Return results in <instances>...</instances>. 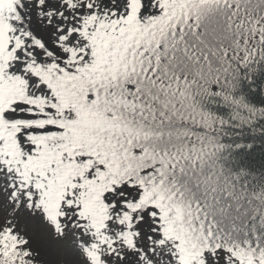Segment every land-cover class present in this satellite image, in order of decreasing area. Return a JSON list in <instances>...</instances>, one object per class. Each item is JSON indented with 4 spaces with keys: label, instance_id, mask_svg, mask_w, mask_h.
Instances as JSON below:
<instances>
[{
    "label": "trees",
    "instance_id": "16d2710c",
    "mask_svg": "<svg viewBox=\"0 0 264 264\" xmlns=\"http://www.w3.org/2000/svg\"><path fill=\"white\" fill-rule=\"evenodd\" d=\"M84 1L90 7L102 6L97 0ZM148 1L145 16L134 21L119 14L114 0H105L102 7L106 11L101 15L84 16L79 30L92 64L80 60L75 66L68 49L41 33V23L48 16L43 0L38 1L34 16L26 0H0L4 26L0 59L12 61L21 38L14 39L9 24L18 23L44 58V65L38 66L29 53L30 67L42 70L45 81L55 86L57 101L52 105L27 98L26 90L17 89L10 75L2 77L5 71L0 66V82L8 81L7 88L0 85V180L13 162L23 167L31 161L39 176L36 182L52 189L44 219L58 227L71 213L76 222L88 229L93 223L98 230L113 218L121 227L122 242L117 247L124 250V256L135 245L133 237L138 234L134 225L142 215L139 210L152 205L159 210L153 215L159 216L161 230L170 240L167 249L177 246L192 260L200 257L211 236H205L200 220L203 209L198 211L169 177L145 184L142 173L149 161L155 165L163 158L162 133L156 126L187 120L189 110L199 116L201 90L208 91L207 86L231 76L235 56L245 49L256 53L264 45V0ZM51 67H57L56 71L50 72ZM149 80L162 89L170 107L162 104L163 111L145 107L141 89ZM87 93L93 99L84 102ZM10 178L14 188L25 175ZM128 184H138L144 191L121 188ZM145 223L154 231L152 220L145 218ZM149 243L147 240L142 247L147 251H139V258L147 257L155 242ZM115 260L123 262L119 257ZM129 262L125 260V264ZM0 264L57 262L26 240L20 249L1 243Z\"/></svg>",
    "mask_w": 264,
    "mask_h": 264
},
{
    "label": "snow or ice",
    "instance_id": "6c2138e0",
    "mask_svg": "<svg viewBox=\"0 0 264 264\" xmlns=\"http://www.w3.org/2000/svg\"><path fill=\"white\" fill-rule=\"evenodd\" d=\"M234 64L231 76L207 86L208 91L201 90L199 116L189 110L187 120L154 125L162 133L163 158L155 165L149 161L141 177L145 184L169 177L198 211L203 209L200 220L205 236H211L203 244L197 264H264V45L256 53L245 49L235 56ZM141 93L149 111L153 106L161 111L162 104L171 106L152 80ZM124 187L144 191L138 184L121 185ZM139 211L140 223L134 225L138 235L145 218L154 222V231L147 238L155 240L150 258L160 264L155 255L159 252L176 264V257L167 251L160 218L153 215L159 210L149 205ZM137 248L147 251L139 244Z\"/></svg>",
    "mask_w": 264,
    "mask_h": 264
},
{
    "label": "rangeland",
    "instance_id": "374dc122",
    "mask_svg": "<svg viewBox=\"0 0 264 264\" xmlns=\"http://www.w3.org/2000/svg\"><path fill=\"white\" fill-rule=\"evenodd\" d=\"M9 1L10 0H6ZM28 7L31 10V15H36L38 1L26 0ZM104 4L105 0H97ZM115 9L119 14L128 21L141 19L146 14V5L148 0H114ZM163 0H152L153 3H161ZM48 9V16L45 18V23H41V33L49 40L57 41L58 45H62L68 49L71 55V63L75 66L79 61L90 62L92 64V55L87 47L84 35L80 33V25L84 16L92 19L95 15H101L106 11L101 5L90 7L85 5L84 0H43ZM12 5V4H11ZM85 8L81 9L83 6ZM145 6V7H144ZM150 6V5H149ZM8 20V18H6ZM33 19V17H32ZM8 23H11L8 20ZM14 39L21 38L18 41L16 48L13 49L14 55L10 58H3L7 63L0 59V66L5 71L4 76L12 78L11 83L18 89L26 90V97L36 98L40 101L48 102L52 105H57V101L53 96L55 86L50 85L43 77V71H36L30 67L29 53L37 59V65H44V58L39 56L37 49L31 43L26 32L22 30V26L14 22L12 26ZM24 25V24H23ZM96 25V23H95ZM28 28V25H24ZM4 31V26L0 21V34ZM54 46V45H52ZM56 47V46H55ZM28 53V54H27ZM57 68V67H56ZM56 68L49 71H56ZM5 87L8 81L2 79L0 85ZM13 87V85H12ZM7 88V87H5ZM14 91V90H13ZM2 99V98H1ZM93 98L88 93L84 96V102H89ZM66 109L71 111L68 106ZM35 166L31 161H26L23 167L18 166V162H13L11 169L2 175L0 180V244L6 243L11 248L19 249L29 241L34 247H40L46 252L52 261L57 264H119L115 258L123 256L122 264L125 260L130 262L127 264H155L152 256L151 248L146 258H139L140 251L137 245L145 247L151 229L147 228L148 223L142 224L139 228V235L133 237L135 243L133 248L136 251H131L124 256V250L117 247L121 243L120 229L121 227L112 218L108 224H103L102 228L96 230L93 223L90 224V229L83 226L75 218L70 217V213L66 220L58 227H54V223L46 221L48 198L52 195V189L45 187V183L36 182ZM25 175L21 178V183L17 182V186H10L11 176L17 174ZM28 186V188H27ZM27 190V191H24ZM54 190V189H53ZM77 219V218H76ZM54 222V221H53ZM170 241L169 239H166ZM149 241V240H148ZM155 242V240H152ZM151 243V242H150ZM149 243V245H150ZM154 244V243H153ZM171 246V245H170ZM112 247V249L110 248ZM176 257V264H197L199 258L195 257L188 260L180 252L177 246L172 249H167ZM156 257L160 258V264H170L164 257L157 252Z\"/></svg>",
    "mask_w": 264,
    "mask_h": 264
}]
</instances>
